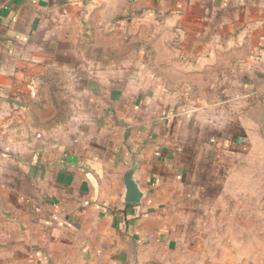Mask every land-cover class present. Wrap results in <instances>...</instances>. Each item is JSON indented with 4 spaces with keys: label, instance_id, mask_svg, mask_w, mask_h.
Returning a JSON list of instances; mask_svg holds the SVG:
<instances>
[{
    "label": "crops",
    "instance_id": "crops-1",
    "mask_svg": "<svg viewBox=\"0 0 264 264\" xmlns=\"http://www.w3.org/2000/svg\"><path fill=\"white\" fill-rule=\"evenodd\" d=\"M245 110L264 0H0V264H189Z\"/></svg>",
    "mask_w": 264,
    "mask_h": 264
},
{
    "label": "rangeland",
    "instance_id": "rangeland-1",
    "mask_svg": "<svg viewBox=\"0 0 264 264\" xmlns=\"http://www.w3.org/2000/svg\"><path fill=\"white\" fill-rule=\"evenodd\" d=\"M99 45L102 52L103 43ZM243 115L247 118L242 127L252 126L249 134L245 131L249 137L240 140L238 148L225 138L218 160L212 157L223 166L216 197L191 203L182 213L190 217L201 208L195 219L188 220L189 264H264V128L257 112L252 114L254 124L247 110ZM80 254L79 264H85L88 253Z\"/></svg>",
    "mask_w": 264,
    "mask_h": 264
},
{
    "label": "water",
    "instance_id": "water-1",
    "mask_svg": "<svg viewBox=\"0 0 264 264\" xmlns=\"http://www.w3.org/2000/svg\"><path fill=\"white\" fill-rule=\"evenodd\" d=\"M133 169L127 170L123 176L124 180V194L123 201L125 203H139L142 199L143 193L139 190L135 180L132 178Z\"/></svg>",
    "mask_w": 264,
    "mask_h": 264
}]
</instances>
